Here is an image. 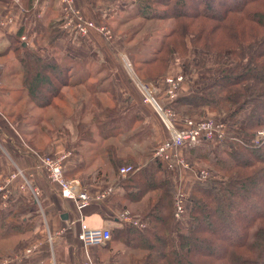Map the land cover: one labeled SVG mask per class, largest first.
<instances>
[{
	"label": "trees",
	"instance_id": "16d2710c",
	"mask_svg": "<svg viewBox=\"0 0 264 264\" xmlns=\"http://www.w3.org/2000/svg\"><path fill=\"white\" fill-rule=\"evenodd\" d=\"M22 1L26 8L32 3V0ZM137 9L139 12L135 10L133 18L173 19L174 25L158 44L155 39L148 44L146 35L140 42H134L129 54L135 68L162 63L165 71L154 77L156 81L164 76L173 52L181 60L190 57L193 51L206 52L216 65L211 70L214 79L199 86L196 93L177 94L170 105L175 112L188 117L197 110L200 114L204 107L217 112L212 115L221 117L234 137L218 147L213 156L209 149L186 147L188 158L192 154L199 160L210 156L208 164L219 179L211 176L205 182L193 180L189 184L183 224L173 217L171 173L155 160L137 169L135 153L126 147L129 140L139 136L141 129L138 131L134 126L142 119L138 114L120 115L114 98L110 104L103 99L108 90L90 82L91 71H96L95 75L100 73L94 68L97 64L87 69L84 67L86 62L89 65L87 59L44 58L22 46L17 36L13 54L19 69L13 74L19 76L21 87L4 102L6 107L15 109L6 117L21 135L31 134L27 128L40 125L41 117H34L21 100L29 98L33 108L40 112L56 100L57 111H61L63 106L72 108L64 89L79 86L84 89L73 123L77 140L91 144L88 150L94 155L90 163L95 155H105L110 169L103 174L116 180L122 189L120 200L145 204L138 216L146 221L143 227L123 222L111 230L106 246L119 244L121 250L109 264H264V140L254 142L256 132L264 127V0H139ZM199 21L213 24L208 28ZM196 23L199 25L193 31L191 27ZM137 30L133 35L138 34ZM218 32H223L225 37L216 40ZM128 35L121 33L125 42L131 39L126 38ZM99 68L106 70L104 64ZM240 111L246 114L241 116ZM48 119L47 124L54 126L53 130L63 131L61 123ZM42 129L46 135L52 132L47 127ZM90 163L85 161L75 169H66L65 176L84 171ZM129 165L134 170L125 178L119 176L118 169ZM36 172L46 179L42 170ZM16 198L9 207L0 209L2 240L10 235L29 234L35 227L32 219L39 215V211L34 213L37 202L30 194ZM38 199L42 206L41 194ZM14 228L21 232L10 233Z\"/></svg>",
	"mask_w": 264,
	"mask_h": 264
},
{
	"label": "rangeland",
	"instance_id": "374dc122",
	"mask_svg": "<svg viewBox=\"0 0 264 264\" xmlns=\"http://www.w3.org/2000/svg\"><path fill=\"white\" fill-rule=\"evenodd\" d=\"M99 1L100 0H98L97 2L100 4ZM101 1L103 3H101L99 6H96L94 9H96L97 14H99V16H100V17H98L99 19H102V20L106 19V21H104V22L102 21V23H99V24L105 26L106 29L108 30V34L110 36V38L108 40L111 43L110 46L112 48V51L107 50V54L105 57L106 70H101L102 67L101 68H99V67L102 65V63L98 62L96 67H94V68L99 70L100 73L95 75L97 72L91 71L93 77L90 79V82L97 83V85L100 84V86H103V88L108 90V93L102 95L103 99H105L106 103L110 104L112 102L111 99L114 98L115 104H117L116 111L120 115L124 116V115H129V114H132V115L138 114L139 117L142 119L139 122L137 121L135 123V126H134V129H136L138 131H139V129H141V131H139V136L137 138L135 137V138L129 140L128 145H126V147H128L132 152L135 153L136 160L138 161L137 164L139 165V167H141V166H144L145 164H147L149 162L152 163V160H154V159H151V156L154 152L153 150H155L156 146L159 144L160 141H162L164 138H167L166 136H168V132L165 129V127H164L162 121L160 120V118L158 117V115L154 112V110H152V107L149 108V110L145 109L144 107L143 108L139 107V105H140L139 102H142V104H144V105H146V103H143L141 95H140L139 91L137 90V88L135 87L133 78L137 77V79H139L141 82H143L145 84L149 83L150 85H153L154 87L156 86L157 90L161 92L163 90L164 80L167 76H170V75L176 76L178 74H180V75L183 74L184 79L182 80L181 87L179 88V91H180L179 94L180 93L181 94H183V93L193 94V93L198 92L199 86H205L208 84V82H210L214 79L215 76L210 75L211 74L210 70H215L216 65L213 64V58H211V56L208 57L207 53L204 51L202 54L200 52L193 51V52H191V56L184 59V60H181L177 56V53L173 52L172 53L173 55L170 58L169 66L167 67V70H166L164 76L159 77L155 81L154 77L157 75H161L165 71V70H163L164 65L162 63H159V62L156 63L155 62L153 64H142V65H140L139 68H135V64H133V61L131 60V57L129 54V52L132 50L130 48L135 44L134 43L135 41L137 42V40H139V42H140L141 39L145 35H146L145 41H147L148 44H150L152 42V40H154V39L157 40L156 43L158 44V42L160 41L162 36L167 31H169L170 28L174 25L173 19L146 21L145 19H143L141 17L140 18H133L135 13L139 12L137 9V7L139 8V0H138V2H137V0H136V2H135V0H101ZM75 2H76V0H75ZM76 4H77V2H76ZM22 5H23V1H22ZM24 7H25V5H24ZM123 7L125 9H123ZM107 9H111L112 12L110 13V11ZM109 13L112 15H107ZM199 22H202V21H199ZM120 23H122L123 26L120 27ZM202 23H204L203 25L208 27V28L213 24V22H211V21H203ZM197 25H199V24L198 23L194 24L193 27H191V29L193 31H196L195 29L197 28L196 27ZM136 29H138L137 32L138 31L139 32H138V34L136 33L133 35V33L135 32ZM123 31L126 34H129L126 38L130 37L131 38L130 41L125 42L124 39H122L121 33ZM222 37H225V34L223 32H218V33H216L214 38H216V40H218L220 38V40H221ZM113 52H114V54H113ZM100 54H98L96 57L93 56V58L95 60L98 59L100 61H103L104 60L102 58L103 56L101 57ZM59 56L60 55H58L56 57H59ZM127 62H129L131 64L130 68L127 67V65H126ZM13 63L15 64L14 67H12ZM82 63H83V61H81L80 64L82 65ZM185 64L187 65L186 70H185V66H186ZM107 66H108V68H107ZM84 67L88 69L89 65L87 62H86ZM18 69H19V66H18V63L16 62V57H14V54L11 51H9V53L7 52L5 54L0 55V111L5 113L4 114L5 118L8 117V116L6 117V115H8L7 113H9L10 111L15 110V109L9 108L6 106L3 107L4 102L2 103V101L11 99L13 96H15L17 94V91L21 87V83H20V78L17 74H14L12 77H10V79L8 81H7V77H4V80H1L2 72H7L5 74V76L6 75L8 76V75H10V73L16 72V70H18ZM107 70H113V73H111V75H109L110 73H108ZM189 70H191V71H189ZM194 71H196V72L201 71L203 75H199V76L192 75ZM194 74H196V73H194ZM114 78L117 79L116 85H115V89L117 88L116 89L117 93L116 92L114 93V91L112 90L114 88L110 84V83H113ZM5 79L7 82L5 81ZM121 82L128 84L133 89L132 90H124L123 94H121L122 92L120 93V90H119V87H121V86H119V84ZM65 88H67V87H65ZM123 88H124V86H123ZM136 90L139 94V96H138L139 102H136V100H135L134 94L135 93L137 94ZM64 91L70 100V104H71L72 108L68 106V108L66 109V106H63V110H61V111L65 110L63 118L61 117L62 116L61 111L60 110L57 111L59 104L56 100L53 101L51 105L44 107V109L41 110V112L38 111L37 109L33 108L34 105L32 103H30L29 98H25V99L21 100L22 105H25L27 108L31 109V112H33L34 117H37L38 115H40V117H41L40 125L31 126V127L27 128L28 130L30 129L31 134L21 135L22 138L24 139L25 143H27L28 145H31L32 147L36 148L40 152L47 148V150L50 151L49 153H51V149H49V148H51V146H50L51 142H53L52 141V135L53 134H51V133L56 132L55 130H53L54 126L52 127V126H50V124H47V123H49L48 118H54L56 124L61 123L63 132H65V133L68 132L69 136H70V134H72V136L75 134V129L73 127L74 126L73 123L76 121V113L75 112H77V110L80 106V105L78 106V99H80L81 96L83 95L84 89L79 86V88H75V89L67 88V89H64ZM126 101H128V103H129V101L130 102H136V104L134 103L135 104L134 107H127L125 105ZM79 104H80V102H79ZM240 112H241V114H240L241 116L246 114L245 111H240ZM176 113H177V115L182 116V114H180V112H178L177 110H176ZM198 113H199V110L195 111V113L191 114V116H189V117H195L198 115L206 116L208 114L212 115V114H215L217 112H210L207 109H205V107H204L203 111L200 114H198ZM71 114H72V116H71ZM240 115H237L236 117L240 118L241 117ZM65 116H67V117H65ZM212 116L216 117L215 115H212ZM10 120L11 119L8 117L7 121L11 123ZM237 122H240V121L238 120ZM140 125H142L141 128H140ZM226 125H227V123H226ZM46 127L52 131V132H49L47 135L45 134V129H42V128H46ZM226 128H227V132L232 133L228 130V126ZM92 130H94V128H92ZM130 134H132V131L130 132ZM126 136H128V133ZM61 141L63 142V140H61ZM69 141H71V143L73 142V144H76V148L75 147L69 148V145H67L66 149H64L62 151V152L69 151L71 153L68 156V159L66 160L65 170L69 169L71 164H74L76 161H80V163L82 162V165H83V162H85V161L90 163L91 162L90 159H91L92 155H94L93 151L88 150V147L91 144L86 143V142L81 143L78 140H76V138L73 139V137H69ZM96 141H97V139H96ZM227 142L228 141H226V140H224V141L220 140L217 142L204 141L201 143L199 142L200 144L194 145V146H197L198 148L202 147V148L209 149L211 152V155L213 156L214 154H216L215 150L218 147H220L222 144L227 143ZM60 145H62V144H59V142H58L57 146H60ZM57 146L54 143V147H57ZM185 149H183V151H182L184 155H186ZM75 150H78L80 152V156L77 154V152ZM122 152H124V150H122ZM43 153H45V152H43ZM95 156H96V158L93 160L90 167L88 169L86 168L84 173H82L83 174V180H84L83 184L85 187L89 188L90 190L100 189L105 185V182L111 181L110 178L106 179L105 177H103L104 176L103 172L110 169V165H109L108 161L105 160V155L104 154H98ZM188 156L190 158H188V157H185V158H186L187 162L192 166L193 170H195V172L198 169H204V170L206 169L209 172V174L207 175V178L203 180L204 182L207 179H209V177H211V176L214 177L213 179H215V180L219 179V177L217 178V176H215L216 173L214 172V170L212 171L211 164H208V161L211 159L210 156L207 155L205 157V159H203V160L197 159V157L194 156L193 154L188 155ZM140 157L144 158L143 165H141L139 163ZM8 165H9V167L6 166V168L4 170L5 172L3 173V175L0 174V185L4 184V181L7 179L8 174L11 173L12 171H14V167H12V169H9L11 167V163H9ZM74 165H78V162H76ZM100 171H102V173H100ZM189 172H191V174ZM171 175L173 178L174 175L173 174H171ZM80 178H82V177L80 176ZM194 178L195 177H193V172L191 170L188 172L182 171L181 172V178H180V188L182 190H184V188H186L187 185H189L193 180H196ZM185 179H186V181H185ZM172 181H173V185H174V194H173V207H174V196H175V193L178 189V184L175 182L174 178ZM203 181H201V182H203ZM93 182H95V183H93ZM4 192L8 196V198L4 199L0 196V209L9 207L12 204V201L13 200L15 201L17 199L16 197H18L19 195L23 196L24 198L29 197V194L31 195L29 190L11 191V190L5 189V190H3V193ZM39 192H40V189H39ZM40 194H41V192H40ZM40 194H39V196H40ZM185 194H186V200H187V191ZM31 197L33 198L32 195H31ZM146 197H148V195H146ZM120 202H121V204L118 203L117 206L121 207V205H123L124 207L123 206L122 207L129 210L130 213L134 216H140L142 213L140 211V209L142 206L145 205L144 202L143 203H136V204H128L127 202L125 203V201H122V200ZM35 204H36V206H35L34 213L36 211H39L38 213L40 214L41 210H44V209L40 208L39 204H37V203H35ZM41 207H44L43 202H42ZM50 209H52V211L56 210V208H50ZM35 216H37V215L35 214ZM47 217L50 218V216H47ZM41 219H42V217H41ZM32 220L34 223H36V224H34L35 226L40 223L39 218L34 217ZM100 221L101 220H99V223L96 224L97 226L101 225ZM183 223L184 222H182L181 224H183ZM41 225L44 226V224H41ZM94 227H96V226H94ZM14 230L15 231L10 230V233L14 234L15 232H21V229L17 230L16 228H14ZM46 233H48V230ZM34 234L38 235V233L32 232L29 234L28 233L27 234H19L17 236L16 235H10V236H8V238H4L3 240L0 239V258L8 257L10 255V253L15 249H19L21 247L24 248L25 245L27 244V241L31 240L32 238L35 237ZM59 240H61V239H58L56 241V243L54 244L55 246ZM33 244H39V246H40L41 240H37L34 243L32 242L29 245H33ZM117 245L120 246L119 244H117ZM24 250L25 249H23L22 251H19V252L22 253V252H24ZM58 256H60V258L62 257L61 255L56 254V262H57V260H59ZM88 261H90V260H87V262ZM87 262H85V263H87Z\"/></svg>",
	"mask_w": 264,
	"mask_h": 264
},
{
	"label": "crops",
	"instance_id": "0c3cea01",
	"mask_svg": "<svg viewBox=\"0 0 264 264\" xmlns=\"http://www.w3.org/2000/svg\"><path fill=\"white\" fill-rule=\"evenodd\" d=\"M97 1L98 0H76L78 7L83 13V16H85L87 19L91 18V20H94L98 25H100L99 23L106 21V19L102 20L98 18L100 16L97 14L96 9L94 8L103 2L100 0L99 4ZM123 9L125 8L123 7ZM107 10H109L110 13L112 12L111 9ZM110 13L107 15H112ZM0 14H11L13 15L14 19L13 25L9 27L8 30H3L0 32V55L7 52L9 53V51L13 53V47L16 44L17 36H19V39L21 36H25V42L22 41V46L27 47L31 51L36 52L44 58L51 56L56 57L60 55L58 59L64 57L69 61L87 59L89 61V66L92 65L91 68L98 62L106 65L105 57L107 50L112 51L110 41L98 32L92 31L90 32L89 36L80 38L76 35L61 30L58 23L59 14L56 0L45 1L43 13L39 19L34 18L35 11L32 9V3L30 4V7L26 8L24 5H22L21 0H0ZM121 26H123L122 23H120V27ZM98 54H100L101 57L103 56L102 58L104 59V62L98 59L95 60L93 58V56L96 57ZM14 65L15 64L13 63L12 67H14ZM107 71L110 73L109 75L113 73V70ZM6 73L7 72H2L1 80H4V77H7L8 81L10 77L14 75V72H12L10 75L5 76ZM192 75L199 76L203 74L201 71H194ZM116 80L117 79L114 78L113 83H110L115 92L117 89H115ZM119 86H121L119 87L120 93L122 92L121 94H123L124 90L133 89L128 84L123 82H121ZM134 96L136 102H139L138 92L137 94L135 93ZM5 101L3 100L2 103ZM136 102L129 101L128 103V101H126L125 105L127 107H134ZM139 104V107L141 108L144 107L148 110L151 108V106L147 104L144 105L142 102H139ZM3 107H5L4 103ZM51 134H53L52 141L56 144V146L58 142L59 144H62L60 146L54 147V143L51 142V148H49L51 149V154H60L64 149H66L67 145H69V148H76V144H73V142L71 143V141H69V137H73V139L76 138L77 140L76 131L73 136L72 134L69 136L68 132L65 133L63 131H56ZM61 140H63V142ZM75 151L80 156V152L78 150ZM34 152L36 153L40 151L25 143L21 134L16 129H14L13 125H11V123L7 121V118H5L4 113L0 111V174L3 175L6 166L9 167V163H11V167L9 169H12L14 165H18L27 173V175L30 177V181L40 189L41 200L44 205L43 209L45 208L42 214L35 216V218L40 219V223L37 224L33 231L30 232H36L38 235L34 234L35 237L31 240H28L24 248L21 247L19 249H15L10 254L22 251L23 249L30 246L29 244L32 242L34 243L37 240H41V245L39 246L38 251L33 255L26 256L21 260H14L9 264H42L44 262L52 264V255L54 257L55 264H84L87 262V260H90L93 264H109L110 261L116 260V255L118 254L119 250H121V245L118 246L117 244H111L109 247H107V244H105L103 246L84 247L82 243L76 239L75 236L79 229V222L77 220L79 213L75 209V205L71 200L61 197L58 189H56L54 185L47 183L46 179L41 175V172H36L35 158L32 156ZM41 152L47 153L50 151L46 148ZM76 162H78V164L80 163V161ZM139 163L143 165L144 158L140 157ZM74 164H71L69 168L73 167L75 169L77 165ZM90 165L91 163L87 169L90 167ZM84 171L82 170L76 174L73 173L74 175H72L71 172L69 174L67 173V177L77 178L81 176L83 178L82 173H84ZM189 173L191 174V172ZM69 175H72V177ZM103 177L109 179L107 176ZM178 177L181 178V172L178 173ZM111 181L116 180L111 178ZM188 187L189 185H187V187L182 191L186 192ZM121 193L122 189L118 187L116 193L102 205L93 203L87 208H84V210H82V216L85 223L91 227H106L108 229L119 227L120 222H118V219L115 218L114 215L117 214L118 211L117 207L119 206H117V204H121V200L119 198ZM50 208H56V210L52 211ZM63 213L67 214L66 219L61 218ZM47 216H50V218ZM99 220H101V225L97 226L96 224L99 223ZM41 224H44V226ZM47 230L48 233L53 236V240L51 242L46 238L48 235V233H46ZM58 239L61 240H59L55 246L54 244ZM56 254L62 256L61 258L58 256L59 260H57V262Z\"/></svg>",
	"mask_w": 264,
	"mask_h": 264
},
{
	"label": "built area",
	"instance_id": "2783aa9c",
	"mask_svg": "<svg viewBox=\"0 0 264 264\" xmlns=\"http://www.w3.org/2000/svg\"><path fill=\"white\" fill-rule=\"evenodd\" d=\"M47 0H32V9L35 11L34 18L39 19L44 10V3ZM58 7V23L61 30L76 35L80 38L89 36L90 32L95 31L103 35L107 40L110 38L108 30L103 25H98L94 20L87 19L83 16L80 8L75 0H56ZM34 13V12H33ZM14 23L13 15L0 14V32L8 30ZM20 40L25 41V36H21ZM130 68L131 64L126 63ZM132 71V70H131ZM183 75V74H182ZM170 75L164 80L163 90L160 92L157 87L141 82L139 79L133 78L135 87L139 91L143 103L149 104L152 110L160 117L165 129L168 132L167 138H164L153 150L151 159H154L162 165V168L174 175L178 189L174 196V212L173 217L177 222L184 221L187 215L186 192L180 188V178L178 173L182 171H192L194 179L203 181L207 178L209 172L205 169L193 170L192 166L187 162L183 149L187 146L198 144L201 141L217 142L220 140H230L234 137L227 132V125L220 117L219 119L212 115L203 117L179 116L169 105L179 94L184 75ZM160 96V97H159ZM162 102V103H161ZM264 140V127L259 129L255 134L254 142ZM69 151L60 154H48L43 152H34L32 156L35 158V168L44 173L48 183L56 186L60 195L67 200H71L75 209L79 213L78 222L79 229L77 238L84 247L103 246L111 239V230L106 227H91L85 223L82 216V210L93 203L103 204L108 201L117 191L116 181L105 182V185L96 190H90L83 184V178H69L65 176V163ZM138 169V167H137ZM133 166H122L118 169L119 176L122 178L133 171ZM172 176V175H171ZM172 178V177H171ZM30 177L25 174L17 165H14V171L8 174L4 184L0 185V196L4 199L8 196L3 190L26 191L29 190L34 200L39 204L38 196L40 194L38 187L31 184ZM95 183V182H93ZM41 208V207H40ZM42 213V210H41ZM122 222L133 224L137 227H143L145 220H140L134 216L129 210L118 207L115 214ZM47 240H53V236L48 233ZM39 244H33L25 248L24 252H15L8 257L0 258V264H9L14 260L24 259L26 256L35 254L38 251ZM52 264H55L53 255L51 256ZM84 264H93L88 261Z\"/></svg>",
	"mask_w": 264,
	"mask_h": 264
},
{
	"label": "water",
	"instance_id": "95a60500",
	"mask_svg": "<svg viewBox=\"0 0 264 264\" xmlns=\"http://www.w3.org/2000/svg\"><path fill=\"white\" fill-rule=\"evenodd\" d=\"M23 45H25V44H23ZM61 218H62V219H66V218H67V214H66V213H63V214L61 215Z\"/></svg>",
	"mask_w": 264,
	"mask_h": 264
}]
</instances>
